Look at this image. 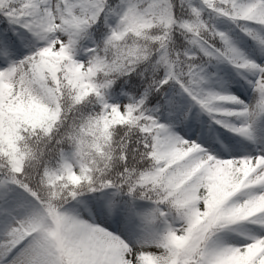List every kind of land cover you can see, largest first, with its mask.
Listing matches in <instances>:
<instances>
[{"label": "snow or ice", "instance_id": "1", "mask_svg": "<svg viewBox=\"0 0 264 264\" xmlns=\"http://www.w3.org/2000/svg\"><path fill=\"white\" fill-rule=\"evenodd\" d=\"M0 264H264V0H0Z\"/></svg>", "mask_w": 264, "mask_h": 264}]
</instances>
